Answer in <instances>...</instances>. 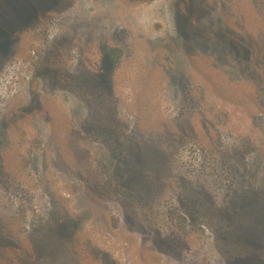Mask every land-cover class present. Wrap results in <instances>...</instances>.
I'll return each instance as SVG.
<instances>
[{
	"label": "rangeland",
	"instance_id": "rangeland-1",
	"mask_svg": "<svg viewBox=\"0 0 264 264\" xmlns=\"http://www.w3.org/2000/svg\"><path fill=\"white\" fill-rule=\"evenodd\" d=\"M131 148L157 165L135 188ZM250 197L264 0H0V264H264L215 209Z\"/></svg>",
	"mask_w": 264,
	"mask_h": 264
},
{
	"label": "trees",
	"instance_id": "trees-1",
	"mask_svg": "<svg viewBox=\"0 0 264 264\" xmlns=\"http://www.w3.org/2000/svg\"><path fill=\"white\" fill-rule=\"evenodd\" d=\"M189 35L192 34L194 36H197L198 38H201V30H194L192 32H188ZM220 40L223 39L224 35L223 33H219ZM133 150V154H129L128 151H124L125 149H122L121 151H124L123 153L119 154V157L122 159V168H123V178L125 181L126 186L130 187H137L134 185L140 184L141 180L144 178H151V174L146 171V167L151 164V167H154L152 170V178L156 177V167L154 163H150L151 159L153 158L154 154L151 149H138L135 150V148H131ZM139 154L142 153L141 157L144 159V163L139 165L137 162H134L136 160L135 153ZM165 165V164H164ZM169 173L170 177L175 176L174 169L169 165ZM154 175V177H153ZM180 186V185H178ZM264 207V204H262V201H258L255 198H241L237 200H233V202H229L226 210H223L221 206H216L215 209H218V214L225 216V211H229V209L233 210V213L230 216V227L232 229L227 230L223 234L226 246H232L235 248L236 252L238 254H235L236 257L240 259H246L248 252L246 250V243L248 239L251 241H261L264 244V212L257 210L256 206ZM233 215L236 216L235 223H233ZM159 242H162V244H165V246L170 247L174 252L178 251L180 249V245L177 240H175L173 237L172 239L165 238L164 240H160ZM180 254V253H179ZM178 256V254H177Z\"/></svg>",
	"mask_w": 264,
	"mask_h": 264
}]
</instances>
